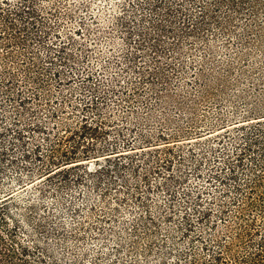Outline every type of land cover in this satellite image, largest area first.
Wrapping results in <instances>:
<instances>
[{
  "label": "trees",
  "instance_id": "1",
  "mask_svg": "<svg viewBox=\"0 0 264 264\" xmlns=\"http://www.w3.org/2000/svg\"><path fill=\"white\" fill-rule=\"evenodd\" d=\"M58 1L0 0V48L6 49L0 57L2 122L10 112L22 117L31 110L28 104L37 101L30 111V135L19 128L20 118L13 121L15 141L8 153L23 148L29 161L22 167L25 175L15 181L23 185L27 178L43 174L47 180L57 176L67 181L74 168H87L83 161L91 159L96 167L87 170L89 175L105 176L109 182L116 176L126 184L134 180L135 187L152 174L165 187L168 181L181 184L176 176L185 174L183 168L198 176L209 170L205 181L218 183L213 193L200 188V200L186 206L179 222L183 234L196 232L194 239L185 250L170 245L165 252L177 264H264V22L258 19L264 15V0L119 1L118 13L107 20L124 31V48L114 57L118 72L109 81L111 93L124 85L127 91L110 96L102 81L88 83L80 109L88 114L78 118L69 96L61 97L59 107L48 106L52 81L74 76L62 70L68 56L58 59L54 42H49L59 37ZM47 15L53 21L48 22ZM70 34L66 38L73 39ZM220 38L227 47L236 43L237 57L248 58L246 67L211 63L212 42ZM193 40L202 54L197 63L192 60L189 82L184 80L183 58ZM61 44L60 53L67 43ZM132 73L135 78L129 79ZM200 105H206L203 112ZM44 111L47 115L40 117ZM8 124L3 122L5 128ZM36 134L42 139L26 150ZM1 156L5 153L0 151ZM11 190L0 187V264H66L35 235L27 233L29 242L19 239L22 221L8 210L15 195ZM204 193L210 197L202 206ZM22 218L27 219L26 213ZM142 218L137 217L128 234L149 240L153 247L148 245V252L175 240L167 219H151V227L141 224ZM125 234V229L116 232L115 255L124 248L135 250L134 243L124 245ZM125 264L138 263L131 259Z\"/></svg>",
  "mask_w": 264,
  "mask_h": 264
},
{
  "label": "rangeland",
  "instance_id": "2",
  "mask_svg": "<svg viewBox=\"0 0 264 264\" xmlns=\"http://www.w3.org/2000/svg\"><path fill=\"white\" fill-rule=\"evenodd\" d=\"M119 1L123 2L124 0L58 1L61 26L55 32H59V37H52L49 42H54L58 59L60 56H68L66 67L62 70H66L74 76L69 78V81L62 82L58 78L52 81L50 86L52 95L48 106L59 107L61 97L65 95L69 96L70 101L75 104L76 109L73 110H75L77 118L88 114L86 111L80 110L87 94L84 86L97 81H102L105 92L109 90L107 95L124 96L127 87L125 85L124 87L117 86L119 90L111 93L110 90L113 87L109 81V76L118 72V67L113 65L114 57L117 54L121 56V49L124 48V41L121 39L124 36V31L120 26L114 27L107 20L109 16L118 13L117 4ZM45 18L48 22L54 19L51 15H47ZM258 19L264 22V15ZM66 33H71L73 39L66 38ZM109 40H111L110 43ZM63 41L67 43L66 49L60 53L59 44L61 42L63 45ZM114 42L118 43V46ZM195 42V40L188 42L183 58L186 64L183 68L184 80L189 82L192 80V60L195 59L197 63L202 54V51L194 49ZM226 44L222 38L212 42L214 57L210 59L211 63L218 60L222 67H229L233 62L236 69L246 67L248 58L237 57L236 43L235 45L231 43L228 47ZM5 51L6 49L0 48V57ZM41 55L43 57V53ZM262 59L260 65L264 67V53ZM57 63L60 62L57 61ZM231 76L235 75L232 73ZM87 77L90 78L87 79ZM134 78L135 74L132 73L129 79ZM122 91H124L123 94ZM20 97L21 95H16L17 99ZM41 103L42 106L45 104L44 101ZM28 105L31 110L26 111L22 117H17L12 112L8 113L7 128L3 126V122L6 120L4 119L2 122L3 119L0 115V151L5 153V156L0 157V187L3 189L12 188L11 193L15 194L8 204L10 207L8 210H10V215L22 221V227H18L19 239L29 242L31 235L27 233L35 235L34 237L40 239L43 245H48L56 255L63 257L66 264L69 261L70 263L74 261L75 264H125L129 263L131 259H136L138 264H177L176 258L168 255L165 251L170 249V245L175 248L179 247L178 251L185 250L191 243L190 239H194L196 232L183 234L185 230L179 222H183L182 215L185 213L186 206L194 200H200L197 198L200 188L207 187V192L213 193L214 187L218 183L205 181L212 172L205 170L198 176L195 171L187 173L188 170L183 168L185 174L178 173L176 176L181 184H172V186V182L168 181L165 187L164 182L156 179L158 178L156 174H152L149 175V181L140 179L136 184L138 187H135L134 180L126 184L121 178L115 176L110 183L105 176L97 178L96 175H89L87 170H93L96 167V162L91 159L83 161L87 168L84 166L74 168L67 181L57 176L47 180L44 179L43 174L27 178L26 182L21 185L22 182L15 180L18 176L25 175L26 171H23L22 167L29 161L23 156V148H19L15 153H8V147H11L15 141L13 130L16 129V125L13 121L18 118L22 120V124L27 125L24 127L20 124L19 128H22L24 134L30 135L28 134L30 132L28 125L33 121L34 117L31 112L37 107V101ZM205 106L200 105L199 110L203 112ZM67 110L72 109L68 107ZM47 113L48 111H44L40 117L46 116ZM42 136L36 134L35 141L28 143L25 147L26 150L31 151L34 144L42 139ZM13 158L15 160H11ZM93 180L97 183L96 186ZM161 185L163 186L161 187ZM200 196L202 198L200 203L202 206L206 205V201L210 197L209 194L204 193ZM25 213L27 219L22 218L23 214L25 217ZM138 216L143 217L139 220L141 224L149 225L151 219L156 223L167 219L166 222L168 224L171 222L170 224H173L175 229V240L169 239L163 246H154L152 252H148L147 248L153 247L149 240L140 239L139 241L138 236L130 237L128 234L130 226ZM192 216L195 219L196 215L192 214ZM178 225L180 226L178 227ZM123 229L127 235L124 245L134 243L136 247L132 252L124 248L115 255L112 246H114V241L118 242L119 240L116 232H121ZM135 242H138L139 245ZM119 257L120 262L117 261Z\"/></svg>",
  "mask_w": 264,
  "mask_h": 264
}]
</instances>
